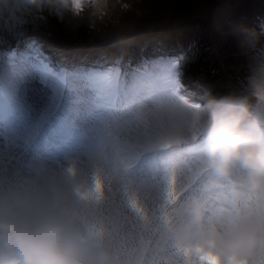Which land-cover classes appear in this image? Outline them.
Wrapping results in <instances>:
<instances>
[{"label":"rangeland","instance_id":"rangeland-1","mask_svg":"<svg viewBox=\"0 0 264 264\" xmlns=\"http://www.w3.org/2000/svg\"><path fill=\"white\" fill-rule=\"evenodd\" d=\"M73 7L76 14L57 11L47 0H0V120L3 124L10 119V107L19 118L23 113L25 120L42 113L41 117L46 118L42 130L20 146L24 160L18 162L17 167L30 179L37 178V184H43L48 190L50 183H43L44 178L56 175L62 166L98 154L96 140L107 146L106 162L110 156L117 158L111 167L135 164L140 157L135 151H139L145 156L135 172L128 175L130 182L123 185L120 184L122 180L116 178L115 183L108 184L112 188L102 193L103 201L98 202L101 199L98 195L96 199L84 200L81 233L88 240L101 239L114 253L115 264H170L175 257L180 264H187L182 259L187 253L170 245L171 233L152 228L136 235L124 227L129 219L125 208L127 193L137 191L132 182L134 185L137 179L143 180L141 191L146 199L152 192L145 181L156 175L162 178L168 170L167 164L157 166L156 162L149 161L147 154L151 151L144 147L152 119L149 113L156 108L166 110L182 97L166 90L171 66L163 59L143 63L134 70L126 66L132 63L129 56L144 47L151 49V46L163 44L158 42L161 38L167 45L169 40H177L186 49L172 61L173 65L186 82L191 79L199 86L198 93L203 94L199 100L203 101V106L208 104L206 100L210 97H215L216 101L225 96H247L256 106L264 99L253 88V81L264 80V29H250L249 25L264 26V0H73ZM28 37L39 40L34 41L37 46L32 45V49L51 50L48 56L51 59L70 57L71 66L82 63L78 56H87L89 61L96 63L94 51L102 46L105 49L98 58L108 59L113 70L92 77L88 73L81 79L72 74L68 78L60 77L53 72L50 74L52 80L43 82L38 71V78L35 74L28 75L29 69L37 70L38 65L28 60L24 64L15 61L19 52L12 49L18 48V41L24 42ZM176 47L181 49L179 45ZM9 60L14 65L8 67ZM52 62V66L60 67L58 61ZM144 69L151 72V78L144 75ZM65 74L68 76V72ZM158 98L160 102L147 103ZM99 111L101 116L95 121ZM69 136H74L69 145L74 151L60 152ZM121 155L125 156L123 161ZM145 161L153 163L150 164L152 170L147 168L149 165L146 166ZM25 188L21 187L24 191ZM109 191L116 199L108 197ZM238 191L235 201L238 202L240 196L246 199L241 204L252 207L253 197L247 199L242 189ZM25 195L35 193L27 188ZM131 218L141 220L134 214ZM168 247L177 252L170 251L167 257L164 250Z\"/></svg>","mask_w":264,"mask_h":264},{"label":"clouds","instance_id":"clouds-1","mask_svg":"<svg viewBox=\"0 0 264 264\" xmlns=\"http://www.w3.org/2000/svg\"><path fill=\"white\" fill-rule=\"evenodd\" d=\"M57 11L76 14L73 0H47ZM264 97V80L253 81ZM146 150L178 169L190 140H199L200 159L215 176L235 180L253 197L249 211L227 215L206 199L192 202L186 224L174 232L187 264H235L264 259V99L225 96L205 106L187 97L149 113ZM147 118V117H145ZM92 187L91 175L68 164L43 195L0 198V264H115L101 239H86L80 229L78 189Z\"/></svg>","mask_w":264,"mask_h":264},{"label":"trees","instance_id":"trees-1","mask_svg":"<svg viewBox=\"0 0 264 264\" xmlns=\"http://www.w3.org/2000/svg\"><path fill=\"white\" fill-rule=\"evenodd\" d=\"M249 26L250 29L254 27L264 29V26L261 25ZM36 36L37 38H39L38 35ZM30 37H28L29 39L24 42L18 41L17 45L19 44V47L13 48L12 51L19 53L16 57L12 54L11 59L15 57L16 63L20 64H24V62L28 60L29 63L38 65L43 73V82L51 81L52 78H50V74H53V72L57 73L60 77L65 76L68 78L72 74L74 75V77H79L81 79V77H83L84 75L86 76L88 73H91L92 77L95 74H106L110 73V71L113 70L109 66L110 64L107 63V61H109L108 59L102 61L98 58L102 57L100 56V54L102 55L101 50L105 49L101 48L102 46L99 50L94 51V54L96 55H93V57L96 60V63L89 61L87 56H78V58L81 59L82 63H79L76 66L73 63L72 65L74 66H71L70 57L59 56L56 59H51L50 57L48 58L51 50L47 48H44V50L32 49V45L36 44L34 41L38 39H30ZM161 40H163V38H161L158 42H160V44H163L156 45L155 47L151 46V49L144 47L141 49V51H138L131 57L129 56L132 63L127 64L126 69L134 70L139 68V65L143 63L146 64L151 61H155L156 59H163L164 61H166L165 63H169L171 66L170 84L166 86V90L172 95L180 94L182 95V97H187L188 100L193 104L203 106V101L199 100V97L202 98L203 96V94L198 93L199 86L195 84L196 82H191V79L189 80L186 78V82L185 77H180L176 67L172 62L173 60L177 59V55L184 53L186 47L180 45L177 40H169L168 45ZM152 42L155 41L151 40V43ZM176 45H179L181 49H178ZM36 46L35 48H37ZM89 50L90 48L88 50H85L84 52ZM174 54L176 55V57H174ZM9 55H11V52H9ZM50 60L54 62L58 61L57 64L60 67L57 68L55 66H52L53 62ZM97 63H99L100 65H95ZM7 65L8 67L14 65L13 61L9 60V62H7ZM39 68L37 70L30 68L28 71V75L30 76L32 74H35L34 77L38 78L36 74V72L38 71L39 78L42 79ZM93 68L95 69L92 70ZM143 71L145 76L150 78L152 77L150 71V73H148V71H146L145 69ZM65 72H68V76H66ZM48 96L50 99L53 98L52 96H50V94H48ZM214 98L210 97V99L212 100H209L214 101ZM209 100H206L207 103L210 102ZM155 102H160V98L155 101L149 100L147 103ZM2 103L4 102L2 101ZM9 112L10 119L6 120L2 124V131H4V133L2 134V132H0L2 135L0 136V142L3 141L2 146L0 145V198H11L16 195H25L27 193V188H30V190H32V193H35V195L46 194L48 190L44 188L43 184H37V182L35 181V179L37 178L30 179V177L26 173H24L19 167H17V163L21 160H24L23 148L21 149L20 146L22 145V143L26 144L35 136L38 131L42 130L41 128L44 127L46 121L45 117H41V115L44 113H42L41 115L39 114V116H35L34 118L28 116L29 120H25V118L23 117V113L19 114V116H21L19 118L16 115L14 109H12L11 107ZM99 113L100 111L96 113L95 121L98 120L101 116ZM73 137L69 136L70 141L68 140V137H66L64 145L62 146V150H59L60 152L68 150L70 153V151H74V149L69 148L70 143H72L74 139ZM112 137L115 138L116 136ZM17 139L20 140V143ZM59 143L61 144L60 139ZM199 143V140H190L184 146L185 155L178 169H176L173 173H170L169 175V172L167 170V174L162 178H160L161 176L159 177V175H156L153 179L150 178L145 181L146 187L151 188L150 192H152L149 198H143L145 197L142 195L141 191V184L144 183L143 180L138 181L137 179L134 185L132 182V186L137 191L132 194H129V192L126 196L127 201L125 208L129 219H126L124 227H127V230L133 231V233L136 235H138L141 230L151 231L152 228L156 229L157 232L171 233L170 245L176 246L174 243V236L172 234H174V232L178 228H181L186 224L189 218L192 202L197 198L208 200L214 208L218 207L222 209V211L229 216L240 215L241 213H245L250 210L251 206L246 208L243 204H241L245 202L246 199L239 196L238 202L235 201V197L239 192L238 190L241 189L235 180L221 179L215 176L209 169H207L203 165L200 159ZM96 146L98 148V154L93 157L87 158V160H83V158H81L80 162H71L70 164L78 166L83 173L91 175L92 187L88 190L78 189V193L81 196L82 200H89L91 198L96 199V196L98 195V197L101 198L100 200L97 198L98 202L100 203V201H103L102 193L105 190H110L112 188V186H108V184H111L112 182L115 183L116 178L121 179L122 181H120V184L123 185L126 182H130V177L128 175H131L133 172H135V167L138 166L140 160L145 155L142 156L139 151H135L136 156H140L139 158H137L138 160L135 162V164H129V167L124 165L121 168H119L118 166L111 167V163H115V161H117V158L110 156L109 161L106 162L109 157L107 146L104 145L103 141L101 142L99 140H96ZM123 147H121L120 149H122ZM78 153L80 152L78 151ZM147 155H150L149 161L156 162L157 166L168 163L166 158L162 155H158L153 152H149ZM136 156L134 155L133 157L136 158ZM123 158H125V156L121 155V161H123ZM145 163H147V161H145L144 164ZM150 164L153 163L149 162L145 165H149L147 168L152 170V166ZM64 167L65 166H62V168L57 173L54 172L56 173V175L52 174L51 176H49L50 178L45 177L43 183L49 182L51 184L53 180L59 178L60 173L62 172ZM162 185L163 187H161ZM21 187H26L25 191L24 189H21ZM107 194L108 197L116 199V196H114L112 192L109 191V193ZM247 194L249 196H246ZM242 195L245 198L248 197L247 199H250L252 196L251 194L246 192H243ZM119 204L122 205V203ZM145 211L147 213H145ZM132 214L140 216L141 220L138 221L137 219H132ZM152 218L153 220L151 221ZM170 251L177 252L171 247H168V249L164 250L167 257L169 256ZM170 264H180V260L175 257L171 260ZM235 264H264V259L254 260L251 262H235Z\"/></svg>","mask_w":264,"mask_h":264},{"label":"snow or ice","instance_id":"snow-or-ice-1","mask_svg":"<svg viewBox=\"0 0 264 264\" xmlns=\"http://www.w3.org/2000/svg\"><path fill=\"white\" fill-rule=\"evenodd\" d=\"M40 70V73H41V77H42V80H43V73L41 71V69L39 68ZM47 98V97H46ZM45 98V99H46ZM0 115H2V108H0ZM3 128H2V120H0V132H2Z\"/></svg>","mask_w":264,"mask_h":264}]
</instances>
